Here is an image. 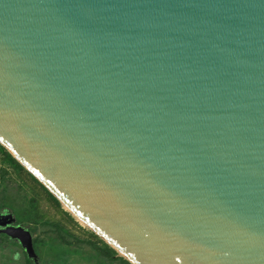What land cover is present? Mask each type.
Listing matches in <instances>:
<instances>
[{
    "label": "water",
    "instance_id": "water-1",
    "mask_svg": "<svg viewBox=\"0 0 264 264\" xmlns=\"http://www.w3.org/2000/svg\"><path fill=\"white\" fill-rule=\"evenodd\" d=\"M0 144L131 264H264V0H0Z\"/></svg>",
    "mask_w": 264,
    "mask_h": 264
},
{
    "label": "rangeland",
    "instance_id": "rangeland-1",
    "mask_svg": "<svg viewBox=\"0 0 264 264\" xmlns=\"http://www.w3.org/2000/svg\"><path fill=\"white\" fill-rule=\"evenodd\" d=\"M11 175L8 173L10 178ZM14 179L9 181L5 200L0 205L13 213L15 222L30 232L36 258H31L29 263L19 241L5 236L0 240V264H116L100 255L92 244L93 239L90 240L85 232L90 229L74 217L81 228L70 222L64 213L68 211L57 207L40 186L34 184L35 189L31 190ZM60 253L64 260L57 256Z\"/></svg>",
    "mask_w": 264,
    "mask_h": 264
},
{
    "label": "flooded vegetation",
    "instance_id": "flooded-vegetation-1",
    "mask_svg": "<svg viewBox=\"0 0 264 264\" xmlns=\"http://www.w3.org/2000/svg\"><path fill=\"white\" fill-rule=\"evenodd\" d=\"M8 173L12 174L11 178H15L14 180L16 181L18 180V181H21L22 183H25V185L31 190L35 189L34 184L36 183L26 173L22 172L21 170L16 169L15 167L7 163L5 161L4 154L0 150V203L3 200H5V194H6L7 188L9 187V181H11V178L8 176ZM6 215H11V217H7ZM9 220H11V222L7 223ZM15 220L16 219H15L14 214L6 211L5 207L3 205H0V223H7L4 225H0V229H4L7 227H14V228L19 227L20 225L16 223ZM5 236L8 237V239L10 240H17L16 238H11L6 233H0V240H2V238Z\"/></svg>",
    "mask_w": 264,
    "mask_h": 264
},
{
    "label": "trees",
    "instance_id": "trees-1",
    "mask_svg": "<svg viewBox=\"0 0 264 264\" xmlns=\"http://www.w3.org/2000/svg\"><path fill=\"white\" fill-rule=\"evenodd\" d=\"M0 150L2 151V153L4 154L5 157V161L7 163H9L10 165H12L13 167H15L18 170H21L22 172L26 173L38 186H40V188L46 192L47 196L49 197V199L57 206L60 207V203L59 201L50 193L48 192L22 165H20L17 160L11 156V154L0 144ZM64 213L66 214L68 220L74 224H76V226H78L79 228H81L73 219V217L71 216L70 213L64 211ZM88 236L89 239L92 240L94 242H92V244L98 249L100 255L108 261H116V264H131L129 261H127L126 259H124L121 256H117L116 251L111 248L108 244H106L100 237H98L95 233H93L90 230L85 231ZM59 257V259H63V255L60 253L57 255ZM28 262H31V258L27 256Z\"/></svg>",
    "mask_w": 264,
    "mask_h": 264
},
{
    "label": "bare ground",
    "instance_id": "bare-ground-1",
    "mask_svg": "<svg viewBox=\"0 0 264 264\" xmlns=\"http://www.w3.org/2000/svg\"><path fill=\"white\" fill-rule=\"evenodd\" d=\"M76 219H77V218H76ZM77 221H78L81 225H83V223H82L80 220L77 219Z\"/></svg>",
    "mask_w": 264,
    "mask_h": 264
}]
</instances>
